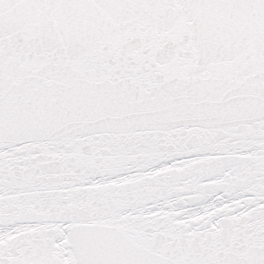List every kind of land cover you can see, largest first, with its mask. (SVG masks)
Listing matches in <instances>:
<instances>
[{
	"label": "snow or ice",
	"instance_id": "obj_1",
	"mask_svg": "<svg viewBox=\"0 0 264 264\" xmlns=\"http://www.w3.org/2000/svg\"><path fill=\"white\" fill-rule=\"evenodd\" d=\"M0 264H264V0H0Z\"/></svg>",
	"mask_w": 264,
	"mask_h": 264
}]
</instances>
